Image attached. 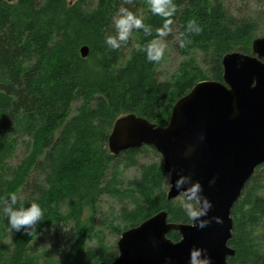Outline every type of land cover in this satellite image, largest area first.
Returning <instances> with one entry per match:
<instances>
[{
    "label": "trees",
    "instance_id": "trees-1",
    "mask_svg": "<svg viewBox=\"0 0 264 264\" xmlns=\"http://www.w3.org/2000/svg\"><path fill=\"white\" fill-rule=\"evenodd\" d=\"M174 2L165 37L176 34L174 48L184 60L178 73L161 80L158 63L141 50L165 20L151 13L148 0H0V209L16 194V206L35 201L44 212L30 234L10 230L0 212V264L111 262L118 252L105 228L118 235L163 209L168 221L191 222L180 201L166 198L161 162L140 161L152 147L110 153L113 122L135 113L166 125L174 102L201 79L221 81L223 55L249 53L260 29L257 17L237 16L223 0ZM122 7L153 32L134 29L114 50L105 40L115 35L113 17ZM190 20L201 26L199 34L185 32ZM182 39L192 43L181 48ZM20 139L23 158L13 163ZM127 168H136L137 178L125 180ZM103 196L123 204L117 215L102 212ZM231 217L228 244L235 254L228 263L264 264V164L246 181ZM45 233H59L66 244L38 247ZM167 236L180 238L177 231Z\"/></svg>",
    "mask_w": 264,
    "mask_h": 264
},
{
    "label": "water",
    "instance_id": "water-1",
    "mask_svg": "<svg viewBox=\"0 0 264 264\" xmlns=\"http://www.w3.org/2000/svg\"><path fill=\"white\" fill-rule=\"evenodd\" d=\"M11 2L13 0H6ZM88 53L87 46L80 49ZM222 80L198 81L173 104L168 122L161 126L135 113L117 117L107 146L117 155L143 145L154 148L172 181L192 174L212 202L209 218L220 217L205 228L193 223L168 221L165 209L121 232L117 256L100 264H188L194 248L205 249L212 264H229L235 250L228 241L232 233L231 209L246 181L264 164V36L251 42V54L228 52L221 59ZM203 136V139H201ZM191 151L189 154L188 151ZM216 178L215 184L209 180ZM179 196L168 189L166 198ZM177 231L180 238L167 235Z\"/></svg>",
    "mask_w": 264,
    "mask_h": 264
},
{
    "label": "clouds",
    "instance_id": "clouds-1",
    "mask_svg": "<svg viewBox=\"0 0 264 264\" xmlns=\"http://www.w3.org/2000/svg\"><path fill=\"white\" fill-rule=\"evenodd\" d=\"M132 3V0H127ZM148 7L153 15L165 18L162 27L156 28V37L149 40L142 47V51L146 54L149 62L158 63L165 55L166 45L161 38L167 36L171 31L172 17L177 11V5L174 0H148ZM115 27V35H109L105 43L110 49L119 50L123 45L127 44L133 30H142L145 36H151L153 28L150 24H146L141 16L129 10L128 8H120L118 14L113 17ZM202 31L201 26L195 21L190 20L185 26L186 33L199 34ZM182 35H184L182 33ZM191 39H182L180 47L185 48L191 44ZM203 139V136H201ZM191 151L189 150L187 154ZM172 171L165 174L169 189H176L181 196V207L194 227L205 228L212 220L216 223H222V219L218 216L209 218V212L213 207L212 202L204 194L203 185L200 181L193 179L192 174H181L172 181ZM216 178L209 180V184H215ZM16 194H12L4 201V206L0 212L7 218L9 229L15 232L23 231L30 234L35 226L43 218L44 212L38 202H32L25 207L21 202L19 206ZM171 258H166L165 264H169ZM188 264H212V258L207 254L205 249L194 248L189 254Z\"/></svg>",
    "mask_w": 264,
    "mask_h": 264
},
{
    "label": "rangeland",
    "instance_id": "rangeland-1",
    "mask_svg": "<svg viewBox=\"0 0 264 264\" xmlns=\"http://www.w3.org/2000/svg\"><path fill=\"white\" fill-rule=\"evenodd\" d=\"M223 1L227 9L231 13L237 16H244V17L254 16L255 18L257 17V19L259 20L260 30L256 32L255 37L264 36V0H223ZM162 40L166 45L165 55L163 59L157 64V73L161 80L172 77V75L176 72L178 73L180 70L181 61L184 60L182 57H180L177 54L174 48V42L176 41V34L174 32L171 34V36L165 37ZM249 49H250L249 54H251V43L249 45ZM201 80H207V79H201ZM23 154H24V143L23 140L20 139L18 142V148L15 152L14 157L12 158V162L13 163L19 162L23 158ZM139 158L141 162L149 163V162L159 161L162 164L161 155L156 150H154V148L143 151ZM123 174H124L123 177L126 180L131 178H137L139 173L136 168H127L124 169ZM166 186L168 189L169 185L167 181H166ZM173 200H178L181 202V196L179 195ZM99 205L102 212H104L105 214L109 213V215H117L120 212L123 204L115 198H112L110 196H103L100 200ZM57 234L53 235L52 233H45L44 235L37 237L38 247L40 248L48 247L53 250H60L62 246L66 244V238L63 241V236L61 235L60 237H58ZM104 234L107 242L109 244L115 245L116 246L115 249L117 250L116 243L120 237V234L117 235L109 228L104 229Z\"/></svg>",
    "mask_w": 264,
    "mask_h": 264
}]
</instances>
